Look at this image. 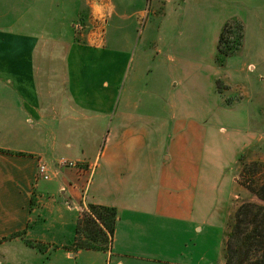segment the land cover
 Here are the masks:
<instances>
[{"label":"crops","instance_id":"1","mask_svg":"<svg viewBox=\"0 0 264 264\" xmlns=\"http://www.w3.org/2000/svg\"><path fill=\"white\" fill-rule=\"evenodd\" d=\"M83 12L116 25L123 47H49L64 37H50L47 26L71 25ZM145 14L157 23L144 41L169 63L177 56L215 58L232 19L244 24L245 36L225 69L241 59L255 73L264 58V0H0V264H145L156 258L157 235L168 231L181 240L170 264L207 260L224 166L208 162L218 145L206 123L231 108L215 111L223 103L213 60L204 68L210 96L198 93L203 84H194L191 98L170 83L167 98H160L154 82H144L143 66L128 80L129 42L136 41L134 25ZM181 23L189 28L183 44ZM177 68L184 82L195 75L191 63ZM60 159L96 169L90 179L61 167L59 178L38 180L41 162L51 167ZM90 204L118 211L111 248L65 249ZM18 233L26 234L13 238ZM27 240L51 247L28 246Z\"/></svg>","mask_w":264,"mask_h":264},{"label":"rangeland","instance_id":"2","mask_svg":"<svg viewBox=\"0 0 264 264\" xmlns=\"http://www.w3.org/2000/svg\"><path fill=\"white\" fill-rule=\"evenodd\" d=\"M91 1L97 3L98 0ZM89 15L90 14L87 12L79 13L74 23L71 25L49 24L47 28L50 37L54 38L58 33L62 34L64 37L63 41H49V47L55 45L72 47L73 43L74 45L77 43H88L95 46V48L105 47L118 49L123 47L122 44H124V42L116 35V25H105L102 18L93 19L90 18ZM156 23L157 18L154 15H150L147 20V15L145 14L144 18L140 20V23L134 25L139 34L135 42H129L132 48L128 51V56L126 58L128 62L127 70L129 72L128 80H131L136 66H139V68L143 66L145 70L143 80H145L144 82H149L150 85L154 82L155 87H157V92L154 90L155 95H159L160 98L166 99L170 83H173L174 92L186 93L187 96L189 95L191 98H194V92L196 91L194 89V84L197 83L199 87V84H203L206 75V70L204 68H206L210 61L213 60V64L216 65L219 72H221L220 75L216 77L214 85L216 94L220 95L219 102L223 104H217L216 107L218 108L215 111L221 112L223 106L231 108V111L226 114L223 112L220 115L216 114L212 120L206 123L209 132L216 134L218 145L216 146L218 147L217 152L211 154V150H208V162L217 167L224 166L223 169H220L221 176L217 181L216 197H214L213 200L214 208L217 212L216 219L218 223L216 226L218 229L217 231L215 229L210 232L207 237V260L195 261L200 264H226L227 236L232 229L237 210L241 205L247 203L264 206V201L248 188L255 187L254 184H251V179H249V173L252 172L251 163H264V58H260V62H258L260 65H257L255 73L249 70V64L246 65L241 61L239 62L241 59H236L234 62L232 61L233 63L230 70L225 69L228 60L233 55H236L243 47L245 36L244 24L237 19H232L225 24V26L229 24V28L225 43L221 47L223 53L219 52L218 45V54L215 58L210 56H177L172 63H169L167 57H159L152 54L151 44L144 41V39L147 38V34H152L155 30ZM253 33L254 31L251 28L249 32H246V35L249 38ZM178 34L180 40H182L181 44H183L184 38L189 35V28L185 29V25L181 23L178 26ZM70 37L72 39H70ZM152 43L162 44L159 41H153ZM158 47L161 46L157 44L153 46V48ZM143 52H147L148 55H145ZM226 53H228V55ZM103 59L104 58H97V61L101 62ZM124 59L125 58H122V61ZM242 59L247 58L242 57ZM111 60L113 62L118 61L119 57L116 58L112 56ZM186 63H191L195 75H192V78H188L186 82H184L183 76L186 74L180 72L177 67L180 64L182 67L187 66L188 64ZM235 68L238 70L234 71ZM194 78L197 79L194 80ZM200 79H203V81ZM124 80H126V78H124ZM201 86H204V88H199L198 93L210 96L208 94L209 89H205V87L208 88L207 84ZM57 162L58 161L51 166L52 173L54 174L51 181L60 176L61 168L58 166ZM74 162L79 164L78 169L74 170L77 173H80L79 170L84 171L88 175V179H90L96 169L95 165L79 160H74ZM62 168H64V166ZM66 168L69 169V167ZM261 172L260 175L264 178V167H261ZM89 212V210L83 212L81 218H84L86 213L88 214ZM25 234L26 233H21L20 236L24 238ZM16 237L19 236L15 234L13 238ZM157 239L160 242H155L156 246L152 250L157 254L155 256L156 258H154L155 260L153 262L145 261V264H170L172 260L168 259L177 255L178 251H180V238L175 237L172 232L168 231L167 233L158 234ZM24 244L37 248L41 247L42 249H49V247H51L37 244L32 240H27ZM65 249H72V247L67 246ZM183 251L188 250L183 248ZM0 260H4L2 255H0Z\"/></svg>","mask_w":264,"mask_h":264},{"label":"trees","instance_id":"3","mask_svg":"<svg viewBox=\"0 0 264 264\" xmlns=\"http://www.w3.org/2000/svg\"><path fill=\"white\" fill-rule=\"evenodd\" d=\"M228 28L229 24L225 26L220 36L219 52L221 53H223L221 47L225 43ZM251 167L249 179L255 187H247L264 201V178L260 175L264 163L253 162ZM89 211L78 221L72 249L75 251L109 250L117 228V209L90 204ZM20 234L18 233L17 236ZM226 264H264V206L247 203L237 210L232 229L227 236Z\"/></svg>","mask_w":264,"mask_h":264},{"label":"built area","instance_id":"4","mask_svg":"<svg viewBox=\"0 0 264 264\" xmlns=\"http://www.w3.org/2000/svg\"><path fill=\"white\" fill-rule=\"evenodd\" d=\"M58 166L61 167H69L73 169H78V163L74 161H69L66 159H60L58 160ZM80 172H84L79 170ZM53 173L50 165L46 162H41L38 167V180H44V181H51L53 178Z\"/></svg>","mask_w":264,"mask_h":264}]
</instances>
